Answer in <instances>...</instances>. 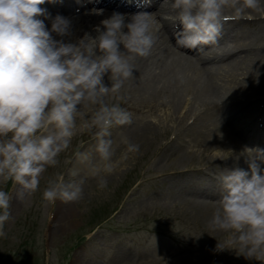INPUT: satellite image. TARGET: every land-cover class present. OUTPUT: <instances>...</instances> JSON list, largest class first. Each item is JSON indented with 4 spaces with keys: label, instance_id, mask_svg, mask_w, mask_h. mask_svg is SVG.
I'll use <instances>...</instances> for the list:
<instances>
[{
    "label": "clouds",
    "instance_id": "9594fccd",
    "mask_svg": "<svg viewBox=\"0 0 264 264\" xmlns=\"http://www.w3.org/2000/svg\"><path fill=\"white\" fill-rule=\"evenodd\" d=\"M44 2L0 0V184L11 182L20 196H32L74 137L88 133L94 150L75 152L76 162L85 166L84 177L66 183L57 174L42 192L48 204L73 203L83 198L86 178L103 190L106 177L140 153V146L125 137V149L116 157L113 129L132 124L133 114L109 98L125 100V85L134 79L138 59L151 55L157 29L149 13L126 20L113 12L100 22L103 28L96 26L94 37L86 33L70 42L68 18L56 15L50 28L40 19L48 18L40 7ZM171 8L179 26L177 45L196 50L218 43L229 14L247 18L264 8V0H172ZM256 153L264 159V150ZM249 168L250 173L227 170L220 178L222 193L208 227L226 234L217 250L234 249L264 264V174L255 159ZM69 174L77 177L79 169ZM12 201L13 195L0 188V237L13 219Z\"/></svg>",
    "mask_w": 264,
    "mask_h": 264
},
{
    "label": "rangeland",
    "instance_id": "374dc122",
    "mask_svg": "<svg viewBox=\"0 0 264 264\" xmlns=\"http://www.w3.org/2000/svg\"><path fill=\"white\" fill-rule=\"evenodd\" d=\"M263 37L264 23L251 33V46L257 49L263 46ZM242 39L247 41L246 36ZM228 41L233 42L231 38ZM218 63L222 62L213 64ZM239 65L244 67L247 63ZM205 77L203 75L201 80L205 81ZM260 79L263 84L264 76ZM123 95L124 101L110 97L109 103L120 102L123 107L126 102L137 106V98H153L137 96L130 85L125 86ZM179 95L182 100L183 95ZM212 97L206 92L198 93L197 96L191 94L185 105L186 109L197 112ZM154 98L157 99L149 102L150 104L161 105L175 113L178 110L170 107L179 100L175 102V99L172 100L166 94ZM263 103L261 107L264 106ZM148 120L156 121L154 117L147 116L143 122ZM240 120L241 117L237 120V128H244V123ZM133 121L142 123L138 117L133 118ZM159 122L167 131H159L158 136L167 138L170 141L168 144L140 146L138 155L130 156L113 174L106 177L107 187L103 190L98 188L95 179L86 178L83 185L84 196L78 202L64 203L57 200L54 204H48L42 199V192L48 181L55 179L57 174L63 175L66 183L84 177L85 166L76 162L75 152L94 150L95 140L88 133L74 137L70 148L60 155L59 164L49 167L43 173L39 189L32 196H20L19 186H13L11 182L7 185L0 184V188L13 195V219L5 225L6 235L0 237V264L260 263L256 259H246L234 249L217 250V242H223L226 234L212 231L207 220L192 215L183 201L175 200L174 196L169 195L182 189L172 185L175 183H167L170 175L185 177L187 187L192 191H199L196 194L202 195L201 197L208 195L209 188L215 191L216 186L207 174L218 175L222 163L217 161L228 160L229 154L216 147L192 145L193 140L199 141L201 138L198 139L196 134L187 129H180V125L176 129L174 122L164 118ZM245 135L252 140L262 138L264 125L256 131L246 130ZM245 135L240 139L243 147L251 146L249 153L252 158L256 164L263 165L264 159L253 155L255 146H252V141H246ZM125 137L134 143L123 126L113 129L112 139L117 158L125 149L121 142ZM81 143L83 148L79 147ZM229 148L234 154L244 152L241 148ZM215 151L219 154L214 155ZM73 168L79 169L77 177L69 174ZM260 171L264 174L261 169ZM210 201L217 205L219 200L211 198ZM208 256L217 257V261H208Z\"/></svg>",
    "mask_w": 264,
    "mask_h": 264
},
{
    "label": "bare ground",
    "instance_id": "6f19581e",
    "mask_svg": "<svg viewBox=\"0 0 264 264\" xmlns=\"http://www.w3.org/2000/svg\"><path fill=\"white\" fill-rule=\"evenodd\" d=\"M139 1L140 8L149 0ZM50 2L51 0H45L40 6L47 7ZM171 3L172 0H164V2L153 0L149 6L154 11L152 20L154 28L157 29L158 39L151 55L138 59L134 79L125 86L130 85L137 96H152L153 98H137L139 102L137 106L124 102L123 107L133 114V118L138 117L142 120V123L133 121L132 124L123 127L135 144L142 147L159 146V144L170 142L167 138L158 136L159 131H167L159 122L164 118L166 121L174 122L176 129L180 125V129H187L196 134L198 139L201 138L199 141L202 142L197 139H195L197 141H190L192 145L216 147L229 154L228 160L217 161L219 164L222 163L218 175L207 174L216 188L215 191L209 188L206 197L197 195L199 191L190 190L184 182L185 177L168 176L167 183H175L172 185L183 189L175 191L177 187L173 190L175 192L169 195L174 196L175 200L183 201V205H187L192 215L209 221L217 207L210 199L219 200L221 197L220 178L227 170L235 168L250 173L249 162L253 160L252 155L245 152L234 154L229 147L238 150L241 148V151L242 149L247 150L240 141L245 131L256 128L259 130L264 125V106L261 107L264 102V83L262 84L260 79L264 76V45L257 49L251 46L252 40L250 39L251 33L264 23V8L259 12L248 13L247 18L233 19L229 14L224 21L218 43L201 45L198 49L191 50L182 48L176 43V32L179 26ZM75 4L80 7V10L72 13H81L70 19L73 35L66 38L70 42H75L86 33L94 37L96 26L103 28L100 22L115 11L125 12L126 20L142 12L124 4L121 0H76ZM60 12H65V7L48 12L49 21L46 18L40 17V19L44 20L45 25L50 28L51 18L60 15ZM245 36L247 41L242 39ZM230 38L233 40L231 44L227 42ZM214 62L222 63L213 64ZM240 63H247V65L242 67ZM239 74L243 76L239 77ZM203 75H206L205 81L201 80ZM201 92L211 94L213 97L204 102L203 108L197 112L186 109L185 105L188 104L190 95L197 96ZM164 94L172 100L175 99V102L179 100L170 107L178 109L176 113L161 105L149 103L157 99L154 98L155 96ZM179 94L183 95L182 100ZM147 116L154 117L156 121L143 122ZM240 117L244 128H237V122H239L237 120ZM245 137L247 142H253L255 156H258L256 150H264V135L256 140L246 135ZM191 144L189 143L190 146ZM213 154L218 155L219 153L215 151ZM257 165L264 173V164ZM206 259L213 263L217 261L215 256H208ZM259 262L257 264H262L261 261Z\"/></svg>",
    "mask_w": 264,
    "mask_h": 264
}]
</instances>
